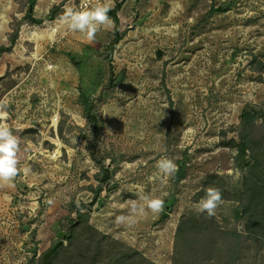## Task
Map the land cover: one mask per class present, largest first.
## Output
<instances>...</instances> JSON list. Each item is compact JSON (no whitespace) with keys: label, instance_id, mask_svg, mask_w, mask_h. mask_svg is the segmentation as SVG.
Listing matches in <instances>:
<instances>
[{"label":"rangeland","instance_id":"374dc122","mask_svg":"<svg viewBox=\"0 0 264 264\" xmlns=\"http://www.w3.org/2000/svg\"><path fill=\"white\" fill-rule=\"evenodd\" d=\"M79 2L37 0L34 13L44 21L19 24L12 51L0 56V99L20 141L18 189L0 196V264H35L70 233L78 207L101 233L173 264L179 225L184 235H209V219L190 205L214 185L224 200L217 223L245 231L234 198L248 168L225 143L238 140L245 105L264 111V0H107L111 9L119 5L126 31L111 54L112 18L92 41L60 23L65 6ZM54 5L57 17L50 19ZM24 9L0 0V45L9 44L7 34ZM81 92L97 115L96 133L84 117ZM163 156L178 171L162 183L155 174ZM98 173L107 182L95 196ZM137 192L164 199V211L133 226L115 224ZM79 228L78 235H93L83 220ZM262 251L252 262L246 251L244 264H259ZM199 258L188 264H209V252Z\"/></svg>","mask_w":264,"mask_h":264},{"label":"trees","instance_id":"16d2710c","mask_svg":"<svg viewBox=\"0 0 264 264\" xmlns=\"http://www.w3.org/2000/svg\"><path fill=\"white\" fill-rule=\"evenodd\" d=\"M16 1L25 4L24 15L7 34L9 44L0 45V56L12 51L18 37L19 24L23 21L41 24L44 21V18L37 17L34 13L37 0ZM118 7L119 5L108 13L114 22V37L109 44L110 54L126 34L125 30L120 29L119 17L116 13ZM221 8L217 7L218 10ZM57 10V5L52 6L49 9L48 17L56 18ZM14 84L15 81L12 80L9 86ZM80 95L83 100L84 117L93 132L96 133L98 131L97 115L87 107L88 97L86 94L81 92ZM239 118L240 122L236 128L238 140L232 138L225 144L236 147L238 163L242 168H248L243 178V188L234 198L238 202L234 208L235 216L246 221V230L223 227L213 217L209 219V235L199 237L198 235H184L185 227L181 224L175 235L173 264H179L180 261L182 264L199 261L201 252H209V264H244L243 258L246 251L251 250L250 261L252 262L257 259V252L261 248L263 249L260 253L262 261L259 264H264V111L245 105ZM11 128L14 134L19 132V129ZM90 144H88L89 149L91 148ZM248 155L250 160L245 162V157ZM91 156L96 160L93 151H91ZM96 178L100 185L95 196L100 192L103 182H107V177H101L99 173L96 174ZM220 189L222 190V188ZM81 210L82 207L75 210L77 217L70 228V233L64 238L58 237L54 240L37 257L35 264H160L146 257L135 247L101 233L90 224L89 213ZM82 220L93 235H78ZM191 244L194 246L191 247ZM178 254H181L182 257L180 261Z\"/></svg>","mask_w":264,"mask_h":264},{"label":"clouds","instance_id":"9594fccd","mask_svg":"<svg viewBox=\"0 0 264 264\" xmlns=\"http://www.w3.org/2000/svg\"><path fill=\"white\" fill-rule=\"evenodd\" d=\"M110 11V3H101L98 0L97 3L91 4L90 0H86L80 8L66 5L59 20L65 26L67 32L81 33L88 41H92L102 28L112 25L113 22L108 15ZM51 31L55 35L58 29L53 27ZM53 67V65L49 64L47 65V70L52 71ZM7 108V101L0 99V186L11 184L19 174L17 157L20 150V141L8 124ZM56 120L57 117L54 116L53 123ZM58 150L57 148L52 152L53 160L56 159V152ZM156 168V178L162 183L174 176L178 171V165L172 158L167 156H163L157 161ZM237 176H239L238 172ZM204 193V196L198 201L193 202L190 207L196 213L205 215L206 219H212L217 215V209L224 203L223 194L220 188L214 186L206 187ZM135 195L136 199L129 202L127 212L115 216V224L133 226L139 219L146 217L149 212L159 214L164 211V199L159 197L153 198L143 192H137ZM47 203L52 204L53 200L49 199Z\"/></svg>","mask_w":264,"mask_h":264},{"label":"crops","instance_id":"0c3cea01","mask_svg":"<svg viewBox=\"0 0 264 264\" xmlns=\"http://www.w3.org/2000/svg\"><path fill=\"white\" fill-rule=\"evenodd\" d=\"M18 189L16 183H15V180L11 183V184H8V185H3V186H0V196H12L13 193H15V191ZM1 203L4 202L2 200H0Z\"/></svg>","mask_w":264,"mask_h":264},{"label":"built area","instance_id":"2783aa9c","mask_svg":"<svg viewBox=\"0 0 264 264\" xmlns=\"http://www.w3.org/2000/svg\"><path fill=\"white\" fill-rule=\"evenodd\" d=\"M107 0H99V2H101V3H104V2H106ZM86 2V0H80V2H79V5H78V7L77 8H80L82 5H83V3H85ZM98 2V0H90V3L91 4H95V3H97Z\"/></svg>","mask_w":264,"mask_h":264}]
</instances>
